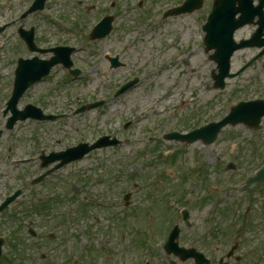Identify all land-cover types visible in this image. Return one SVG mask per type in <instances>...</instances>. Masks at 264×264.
Segmentation results:
<instances>
[{
    "label": "rangeland",
    "instance_id": "rangeland-1",
    "mask_svg": "<svg viewBox=\"0 0 264 264\" xmlns=\"http://www.w3.org/2000/svg\"><path fill=\"white\" fill-rule=\"evenodd\" d=\"M33 1L0 0V23L4 25L16 20L15 25L0 36V130H3L0 137V197L4 199L19 189L23 192L0 219V235L9 234L16 240V244L7 242L4 257L11 258L13 264H73L78 251L91 243L95 245L94 253H87L80 264H94V261L95 264H120L119 254L122 252L129 253L130 264L141 257V264L143 255H135L139 244L134 243V234L143 230L145 215L154 210L159 214L161 225L167 220L175 221L179 209L187 205L181 197L188 193H197V197H201L208 186L217 189L220 211L227 207L226 204L240 203L242 196L251 198L242 202L240 217L243 220L246 208L250 207L252 227L247 228L243 223L239 225L240 221L230 219L237 222V228L246 236L245 248L251 256L245 264H264V183L251 187L247 193L237 187L231 190V185L236 186L238 181L244 180L251 167L264 155V122L253 145L247 143L251 130L243 126L225 129L209 147L200 144L188 147L162 140L164 129L187 131L197 128L201 122L206 125L219 121L239 100L264 97V59L239 77L228 80L224 92L212 90L211 73L216 65L202 55L203 35L198 25L201 14L165 22L161 20V12L170 0H153L157 5L150 8L147 5L151 0H148L145 7L136 12L137 15L127 14L123 7L133 0H115L120 4L111 8L110 15L120 17L115 20L113 35L106 40L91 42V29L104 13L103 9L108 8L110 0H46L45 7L50 9L46 12L47 17L43 12H36L20 21V16ZM139 17L142 24L138 23ZM57 19L64 24H58ZM19 25L25 30L34 28L36 43L41 47L74 46L77 49L74 59L82 73L75 82L68 83L64 76L60 79L61 75L48 79L26 94L21 102L20 108H23L26 97L32 96L48 111L66 113V120L26 121L9 132L5 128L7 119L3 111L13 91L15 62L18 56H30L16 34ZM249 31L252 33L254 29ZM246 36L247 33L242 31L237 39ZM124 37L125 40L121 41ZM135 37H140V41L124 55L128 68L107 73L109 63L106 56H113L123 44H130ZM169 45L174 46L170 48ZM253 53L255 51L239 53L233 63V71ZM192 67L194 70H190ZM160 68L162 71L153 76L152 72ZM132 76L139 78L141 84L126 95L128 103L123 105L112 95L116 86ZM170 87H176L177 92L166 104L168 112L162 116L150 114L140 118L143 108ZM101 99L106 101L101 108L87 115L74 114L79 104ZM182 101L191 103L176 113ZM126 118L131 123L127 129L124 128ZM104 135L116 136L122 141L129 138L130 141L115 148L94 151L86 159L56 171L41 183H33L46 171L41 169L43 153L49 155L78 143H94ZM238 144L240 150L231 154V148ZM201 147L203 152L199 151ZM251 147L254 154L250 152ZM242 149L247 150L242 153ZM198 156L206 168L201 176L191 173ZM218 156L224 157L227 163L237 161L239 170L227 171L217 161ZM27 159L31 161L26 162ZM170 170L176 177L167 176L166 172ZM56 194L62 198L57 200ZM128 194L131 195L129 207L124 199ZM79 199L94 206L81 207ZM179 200L180 208L168 209L171 201ZM198 205L199 201L190 206L194 209L195 219L199 218V211L194 208ZM35 209L43 211L42 214ZM172 221L159 229L162 241L166 231L173 227ZM177 222L185 231L182 222ZM221 224L222 228H228L225 222ZM140 226L143 228L138 230ZM30 229L39 235L32 237ZM70 229L73 231L71 235ZM50 233L70 239L71 250L63 251L58 242L46 240ZM122 234L127 236L128 245L123 244ZM188 235L185 232L184 238ZM107 236L114 243L113 253L107 254L108 260L101 254L107 252ZM161 255L163 264H168L164 254ZM0 264L4 263L0 261ZM156 264H162L161 258Z\"/></svg>",
    "mask_w": 264,
    "mask_h": 264
},
{
    "label": "flooded vegetation",
    "instance_id": "flooded-vegetation-1",
    "mask_svg": "<svg viewBox=\"0 0 264 264\" xmlns=\"http://www.w3.org/2000/svg\"><path fill=\"white\" fill-rule=\"evenodd\" d=\"M187 1L188 0H170L169 3L172 4L175 8H177V7L182 6ZM143 5H144V2H137L134 4V6L129 4L128 8H129V10L135 11V10L141 9L143 7ZM212 5H213V1L211 2V0H193L191 3L187 4V8L190 11L193 9V7H195V8L200 7L201 10L199 12H197V14L198 15L201 14L200 21L203 24H206V22L209 20ZM185 16L187 17V16H192V15H185ZM185 16H181V17H185ZM204 53H205V50H204ZM205 55L207 56L208 54L205 53ZM207 59H208V57H207ZM122 62H124V61H122ZM188 105H189V103L185 104L182 108H177V110H176L177 113L186 109L188 107ZM203 197H205L204 194L198 198H203ZM215 201L218 202L219 198H216ZM79 204H80V202H79ZM190 214H191V218H193L191 211H190ZM219 214L220 215H219L218 219L220 221L219 222V224H220L222 222H225L224 219L226 217L224 218L221 215V213H219ZM206 218H207L206 223H208V217H206ZM192 221L194 222V224H193L194 226L192 225L190 230H194V229H196V230L190 234V236H189L190 240H188L186 242H184V241L180 242V244L182 243V246H185L186 248H188L190 250L196 249V250H198L199 253H203V255L209 259V262H210L209 264H244V262L246 261L247 254L251 256V253H249V252H246L244 255L242 254L243 249H245L247 242H246V240L242 239V234L240 231L236 232V224L232 225L231 224L232 220H227L228 224H227V222H225L226 226L228 225V228H222V225L218 226V222L216 221L215 222V229L216 230L214 231L215 233L214 234L210 233L208 236L204 235V226L202 225L201 220H199L198 223H197V220L193 219ZM213 221H215V220H213ZM200 224L202 225L201 227H200ZM142 228H143V226H140L138 228V230H140ZM134 235L136 237L134 243L137 241L139 246H143V247H140V250L137 253H135L136 256L143 255V259H144L146 257V254L148 253L147 255H149V257H150V263L151 264H155L154 260L160 258L161 254H164V256L167 257L164 251L161 252L163 243L159 240V237L157 235L156 230H154V232L147 233L145 231V229L143 228V230L138 231L137 234H134ZM210 239H214V240L210 241ZM110 240L111 239L108 238L105 241V245H106L105 248H106L107 252L101 253L102 257H105L106 260H108L107 254H112V250H109V247H108L109 244L111 243ZM122 241H124L125 244H127V245L129 243V241H127V236L125 234H123V236H122ZM51 243H53V242H51ZM147 244H149L148 248H147ZM94 248L95 247L93 246L91 249V252H93V253L95 251ZM123 253L129 254L128 252L127 253L123 252ZM80 254H82L81 250L78 251V255H80ZM174 254H175L176 258L174 256H171V258L174 260H177L178 262H179V260L181 261V258L183 256L185 257L188 255V254L187 255H179V254H177V252H174ZM93 257H95V255ZM140 261H141V257H138L135 259L134 264H139ZM197 261H199V260L192 257L188 262H186V263L180 262L178 264H197ZM93 263L95 264V261Z\"/></svg>",
    "mask_w": 264,
    "mask_h": 264
},
{
    "label": "water",
    "instance_id": "water-1",
    "mask_svg": "<svg viewBox=\"0 0 264 264\" xmlns=\"http://www.w3.org/2000/svg\"><path fill=\"white\" fill-rule=\"evenodd\" d=\"M239 11L232 9L230 7L226 8H215V12L212 16L210 24L205 28L208 32L206 38V44L209 48H216L218 53L215 58L222 59L220 61L221 77L220 85L223 87V79L228 74L229 71V59L238 47L233 46L229 42V31L234 26L237 27V22L235 21V16ZM239 24V23H238ZM245 24V23H242ZM242 24L238 25L241 26ZM236 26V27H235ZM252 113H249V116ZM247 122L241 119V122Z\"/></svg>",
    "mask_w": 264,
    "mask_h": 264
}]
</instances>
